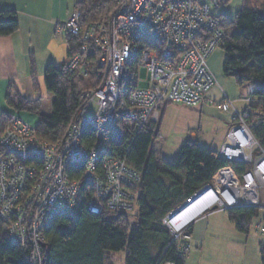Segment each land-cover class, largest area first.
Masks as SVG:
<instances>
[{
	"label": "built area",
	"instance_id": "2783aa9c",
	"mask_svg": "<svg viewBox=\"0 0 264 264\" xmlns=\"http://www.w3.org/2000/svg\"><path fill=\"white\" fill-rule=\"evenodd\" d=\"M227 1L118 0L108 21L82 27L80 13L73 11L55 25V33L74 36L81 45L66 69L86 75L94 63L100 84L82 93L83 107L61 142H40L34 127L18 118L1 133L0 218L11 241L29 243L31 264H41L45 225L55 216L75 217L85 195L92 215L133 211L139 174L125 157L113 154L111 141L124 129L134 133L148 122L156 123L164 105L194 108L204 101L216 83L207 58L224 35L220 15L212 11ZM141 69L145 89L138 87ZM216 108L230 116L217 156L249 169L241 174L230 166L218 169L195 194V204L208 199L202 213L238 207L264 210V149L251 131L263 121L262 109L237 110L226 97ZM87 129L91 136L83 135ZM75 166L84 168L79 180L69 176ZM191 198L183 204L190 205ZM169 215L163 224L173 241L189 239L188 225L176 227ZM260 226L264 235V224Z\"/></svg>",
	"mask_w": 264,
	"mask_h": 264
},
{
	"label": "trees",
	"instance_id": "16d2710c",
	"mask_svg": "<svg viewBox=\"0 0 264 264\" xmlns=\"http://www.w3.org/2000/svg\"><path fill=\"white\" fill-rule=\"evenodd\" d=\"M117 2L118 0H78L74 11L80 13V25L84 27L108 21L117 8ZM220 20L224 29L219 44L225 55L223 74L233 78L239 87L252 84L251 95L257 104L250 107H261L264 114V0H250L239 9L233 20L224 15H220ZM17 28L14 12H0V37L12 35ZM64 34L67 58L71 59L79 52L81 45L78 38ZM66 66L67 63L60 66L48 63L44 68V87L52 96L48 115L42 114L40 98L29 100L7 94L4 99L6 106L14 112L38 115L34 132L43 143L55 144L63 140L69 125L77 119L83 107L82 93L95 89L100 84L95 75L94 63L86 75L79 70L69 71ZM15 118L5 113L0 114V137ZM159 121L160 118L156 123L148 122L134 133L124 129L111 141L113 154L125 157L127 166L139 174V182L135 188V219L131 215L133 211L129 214L105 211L101 215H92L85 207L89 196L85 195L75 217L55 216L43 228L41 264H112L113 254L123 251V264H158L162 261L185 263L186 241H173L163 221L208 184L218 169L230 166L237 174H241L249 168L237 163L230 164L220 159L216 151L200 148L191 140L181 146L171 161L157 158L150 147L158 138ZM251 131L264 149V118L261 123L252 126ZM91 134L89 129L83 133L85 136ZM0 152H3L1 148ZM72 169L74 172L69 175L70 178L79 180L83 166ZM86 184L87 182L83 183ZM260 210L238 207L225 212L238 232L248 234L250 224L259 216ZM214 211L216 210L209 212ZM261 221L264 224V211ZM191 234L192 226L189 225L185 235L190 237ZM30 251L29 243L11 241L8 226L0 218V264H31ZM259 262L264 264V245L259 251Z\"/></svg>",
	"mask_w": 264,
	"mask_h": 264
},
{
	"label": "rangeland",
	"instance_id": "374dc122",
	"mask_svg": "<svg viewBox=\"0 0 264 264\" xmlns=\"http://www.w3.org/2000/svg\"><path fill=\"white\" fill-rule=\"evenodd\" d=\"M48 1V9L42 14L47 18V24H50L49 37L46 41L45 48L39 55L35 56V72L31 79L30 88L35 96V100L40 98L42 102V114L47 115L51 111L52 96L47 93L43 83V68L47 63L55 65V60H66V51H63L62 39L65 40L64 33L56 34L54 27L59 23H55L52 27V18L54 13L63 12L68 5L69 15L74 10V6L78 0H55L54 6ZM261 4V2L259 3ZM240 0H231L226 5H221L217 11H212L215 16L220 14L233 19L241 8ZM258 9L260 6L257 5ZM67 18V17H66ZM65 18V20H66ZM45 23V25L47 26ZM48 27V26H47ZM51 29V30H50ZM51 34V35H50ZM52 36V38H51ZM59 56V57H58ZM62 58V57H61ZM225 55L221 48L216 47L207 58V66L215 79V85L211 87L205 94L204 99L214 104L206 106L207 109L198 107H187L182 104L171 103L164 106L161 111L159 121L158 138L151 144V152L159 159L171 161L187 140H194L196 136L197 144L200 148L218 151L229 128V122L226 123L225 116L216 108L226 97L233 102L235 107L243 108L245 105L252 106L256 103L251 92L253 85H244L239 87L235 80L223 74L222 66ZM62 60V59H61ZM60 62V61H58ZM58 63L55 66H60ZM138 87L140 89L147 88L146 73L143 69L138 72ZM94 107H89V112H93ZM5 113L19 118L23 123L30 127H35L38 122V115L25 112H14L10 110L5 101L0 99V114ZM264 210H260L259 216L252 220L248 234L238 232L229 222L227 213L223 210L208 212L203 220L199 223L202 227L199 232L190 236V239L182 238L185 242V248L188 250L184 264H260L259 251L264 245V235L261 233V217ZM136 214V209L131 215ZM204 227L207 232H204ZM125 251L113 254L112 264H123Z\"/></svg>",
	"mask_w": 264,
	"mask_h": 264
},
{
	"label": "crops",
	"instance_id": "0c3cea01",
	"mask_svg": "<svg viewBox=\"0 0 264 264\" xmlns=\"http://www.w3.org/2000/svg\"><path fill=\"white\" fill-rule=\"evenodd\" d=\"M50 1L54 6L55 0ZM61 1L62 0H59V3H61ZM240 2H242V7L245 3L248 4L250 0H240ZM47 3V0H0V12H14L18 25L16 32L12 35L0 37V99L2 100L5 99L7 94L18 95L29 100H35L36 98L33 96L34 94L31 91L30 84L36 68L35 56L39 55L45 48L44 43H46L49 37L48 35L51 33L49 31L50 24H47V18L42 17L43 12L49 7ZM50 9H52L54 13L52 18L55 21L52 22V27L55 23L63 22L69 15L68 5L63 12H56L53 7ZM61 42L64 49L63 51L67 52L66 41L62 39ZM65 56L66 60H63L64 57L60 55V60H55V65L58 63H68L69 59L67 58V54H65ZM46 65L44 64L42 68L44 69ZM207 104H209V102L204 99L200 107L207 109L206 106H209ZM256 104L257 101L253 105ZM248 107H250L249 104L240 109L237 107L235 108L237 110H244ZM222 114L225 116L224 119L226 123L229 122V114ZM191 141L197 143L196 136L194 140ZM207 214L208 212L198 215L190 223L192 226L191 236L195 234L196 231L199 232L201 230L202 227L198 225L203 220H206L205 217ZM207 228L208 227H204L205 233L207 232Z\"/></svg>",
	"mask_w": 264,
	"mask_h": 264
},
{
	"label": "bare ground",
	"instance_id": "6f19581e",
	"mask_svg": "<svg viewBox=\"0 0 264 264\" xmlns=\"http://www.w3.org/2000/svg\"><path fill=\"white\" fill-rule=\"evenodd\" d=\"M208 199H204L201 200L199 202H197L195 205H193L192 207H190L185 213H183L181 216H179L178 218H176L173 222V224L176 227H181L184 225H189L190 221L193 217H195L200 210H202L207 204H208Z\"/></svg>",
	"mask_w": 264,
	"mask_h": 264
},
{
	"label": "water",
	"instance_id": "95a60500",
	"mask_svg": "<svg viewBox=\"0 0 264 264\" xmlns=\"http://www.w3.org/2000/svg\"><path fill=\"white\" fill-rule=\"evenodd\" d=\"M197 198H198V195H195V196H193V197L191 198L192 202H191L190 205L187 204V203H185V204H183L182 206H180V207H178L177 209H175V211H174L172 214L169 215L168 219H169L171 222H174V220H175L176 218H178L179 216H181L183 213H185V212L190 208V206H193V205L195 204ZM193 202H194V203H193ZM204 210H205V207H204L202 210H200L199 213H198L195 217H197L198 215H200ZM195 217H193L190 221H192ZM190 223H191V222H190Z\"/></svg>",
	"mask_w": 264,
	"mask_h": 264
},
{
	"label": "clouds",
	"instance_id": "9594fccd",
	"mask_svg": "<svg viewBox=\"0 0 264 264\" xmlns=\"http://www.w3.org/2000/svg\"><path fill=\"white\" fill-rule=\"evenodd\" d=\"M201 214H202V213H201ZM189 225H190V224H189ZM189 225H188V226H189Z\"/></svg>",
	"mask_w": 264,
	"mask_h": 264
}]
</instances>
